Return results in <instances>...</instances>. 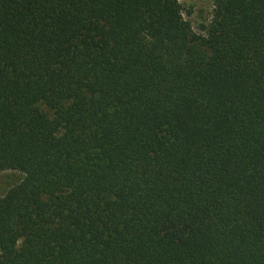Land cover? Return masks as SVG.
I'll list each match as a JSON object with an SVG mask.
<instances>
[{
	"label": "trees",
	"instance_id": "trees-1",
	"mask_svg": "<svg viewBox=\"0 0 264 264\" xmlns=\"http://www.w3.org/2000/svg\"><path fill=\"white\" fill-rule=\"evenodd\" d=\"M0 264H264V0H0Z\"/></svg>",
	"mask_w": 264,
	"mask_h": 264
},
{
	"label": "rangeland",
	"instance_id": "rangeland-1",
	"mask_svg": "<svg viewBox=\"0 0 264 264\" xmlns=\"http://www.w3.org/2000/svg\"><path fill=\"white\" fill-rule=\"evenodd\" d=\"M216 0H179L184 19L195 32L200 33L208 25ZM23 176L14 171L0 172V196L22 180Z\"/></svg>",
	"mask_w": 264,
	"mask_h": 264
}]
</instances>
